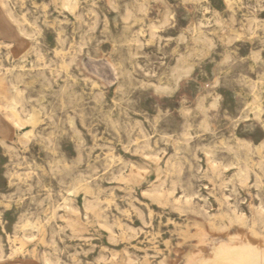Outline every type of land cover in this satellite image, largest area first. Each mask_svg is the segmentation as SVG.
<instances>
[{"label":"rangeland","instance_id":"obj_1","mask_svg":"<svg viewBox=\"0 0 264 264\" xmlns=\"http://www.w3.org/2000/svg\"><path fill=\"white\" fill-rule=\"evenodd\" d=\"M0 4V264L260 247L264 0Z\"/></svg>","mask_w":264,"mask_h":264},{"label":"bare ground","instance_id":"obj_2","mask_svg":"<svg viewBox=\"0 0 264 264\" xmlns=\"http://www.w3.org/2000/svg\"><path fill=\"white\" fill-rule=\"evenodd\" d=\"M2 7H4V6H2ZM7 16H8V14H7ZM15 105H16L15 101H12L8 105H5V106H1L0 105V106L5 111L4 113L6 114V120H10L11 119L13 124L19 125L20 122L18 120L19 118L17 119L18 116L17 117L14 116L15 118H13V116L11 115V112L13 114V111L15 110ZM259 211H261V210H259ZM260 214H262V213H260ZM236 219L240 220L242 218L238 216V217H236ZM209 232L215 238H219L218 241L220 243H224V242L230 241V237H231L230 235L231 234L228 231V226L227 225L223 224V225H220V226H218V227H216L214 229L209 227ZM249 232H251V231H249ZM252 233H249L246 237H243V238L239 237L238 240H235L236 241V243L234 244L235 248H233V249L225 248L224 250L220 251L219 255L222 258H224V259H222L221 261L220 260H218V261L216 260L217 261L216 264H264V242H261L260 247H254V243L256 242V237ZM197 259H198V257H197ZM48 260H49V258H48ZM213 264H215V263H213Z\"/></svg>","mask_w":264,"mask_h":264}]
</instances>
